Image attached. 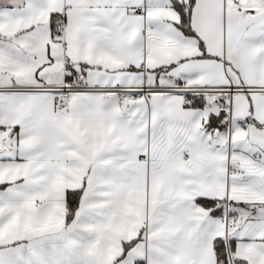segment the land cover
<instances>
[{"label":"snow or ice","instance_id":"snow-or-ice-1","mask_svg":"<svg viewBox=\"0 0 264 264\" xmlns=\"http://www.w3.org/2000/svg\"><path fill=\"white\" fill-rule=\"evenodd\" d=\"M0 264H264V0H0Z\"/></svg>","mask_w":264,"mask_h":264}]
</instances>
